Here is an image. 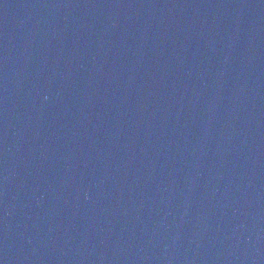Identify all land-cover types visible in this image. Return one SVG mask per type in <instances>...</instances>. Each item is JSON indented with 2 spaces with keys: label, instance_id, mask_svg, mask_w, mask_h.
<instances>
[{
  "label": "water",
  "instance_id": "water-1",
  "mask_svg": "<svg viewBox=\"0 0 264 264\" xmlns=\"http://www.w3.org/2000/svg\"><path fill=\"white\" fill-rule=\"evenodd\" d=\"M0 264H264V0H0Z\"/></svg>",
  "mask_w": 264,
  "mask_h": 264
}]
</instances>
